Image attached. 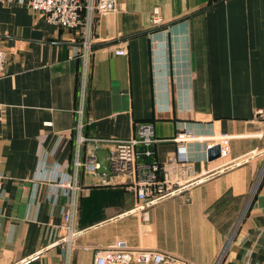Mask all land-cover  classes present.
<instances>
[{
  "label": "crops",
  "instance_id": "crops-1",
  "mask_svg": "<svg viewBox=\"0 0 264 264\" xmlns=\"http://www.w3.org/2000/svg\"><path fill=\"white\" fill-rule=\"evenodd\" d=\"M116 4L91 32L81 155L107 156L139 124L153 127L162 164L181 128L227 134L229 153L211 159L206 141L189 142L198 179L143 211L134 192L80 170L68 247L65 196L52 184L72 174L81 29L0 0V170L10 177L0 182V264H92L95 246L121 237L196 264H264V0Z\"/></svg>",
  "mask_w": 264,
  "mask_h": 264
},
{
  "label": "built area",
  "instance_id": "built-area-1",
  "mask_svg": "<svg viewBox=\"0 0 264 264\" xmlns=\"http://www.w3.org/2000/svg\"><path fill=\"white\" fill-rule=\"evenodd\" d=\"M28 8L45 16L50 24L63 26L68 29H81V39L78 48L80 60L77 105L74 109V159L72 174L68 179L57 181L52 186L61 190L65 196V210H63L64 230L60 241L72 247L75 235L74 217L77 205V195L84 189L76 177L80 170L98 174L99 185H121L134 192L137 199L136 209H144L149 204L169 196L181 188L191 185L198 179L194 163L188 153V143L194 140L206 141L210 149L217 144L220 157L229 153V136L215 133L209 136H199L194 130L181 128L173 136L175 151L168 156L166 163H159L154 158L153 145L158 141L153 127L149 124H139L136 136L114 140L113 148L109 151L107 167L109 173H99L98 158L95 154L81 155L82 146L86 140L83 129L85 126L86 93L89 82L90 58L96 42L91 32L96 20L117 10L116 0H27ZM116 54H123L125 50L118 49ZM6 63L5 51L0 48V78L4 73ZM1 109V103H0ZM261 115V110H255ZM1 119V115H0ZM0 170V182L9 179ZM58 193H54L51 201L56 203ZM92 264H196L182 256L156 249L131 247L124 239L95 246Z\"/></svg>",
  "mask_w": 264,
  "mask_h": 264
},
{
  "label": "water",
  "instance_id": "water-1",
  "mask_svg": "<svg viewBox=\"0 0 264 264\" xmlns=\"http://www.w3.org/2000/svg\"><path fill=\"white\" fill-rule=\"evenodd\" d=\"M208 155L211 159L218 158L220 156V150L219 146L217 144L213 145L210 149H208ZM98 163H99V168L98 172L99 173H109V170L107 168V158L106 156H99L98 158Z\"/></svg>",
  "mask_w": 264,
  "mask_h": 264
},
{
  "label": "rangeland",
  "instance_id": "rangeland-1",
  "mask_svg": "<svg viewBox=\"0 0 264 264\" xmlns=\"http://www.w3.org/2000/svg\"><path fill=\"white\" fill-rule=\"evenodd\" d=\"M262 159H261V161H260V164H259V166H258V171L256 170V173L253 175V177H252V182H251V184L248 186V192H247V194L249 195L248 196V199L250 200V198H251V196H252V192H253V190L257 187V184H258V182H259V180H260V177H261V170H260V166L262 165ZM251 194V195H250ZM143 211V210H142ZM145 213V212H144ZM140 217H143V212H142V215L140 216ZM237 225V222H236V224H235V226ZM234 226V230H235V227ZM233 230V231H234ZM233 234V233H232ZM120 239H124V240H126L124 237L122 238H120Z\"/></svg>",
  "mask_w": 264,
  "mask_h": 264
},
{
  "label": "bare ground",
  "instance_id": "bare-ground-1",
  "mask_svg": "<svg viewBox=\"0 0 264 264\" xmlns=\"http://www.w3.org/2000/svg\"><path fill=\"white\" fill-rule=\"evenodd\" d=\"M189 185H187V186H185V187H183V188H181V189H184V188H186V187H188Z\"/></svg>",
  "mask_w": 264,
  "mask_h": 264
}]
</instances>
